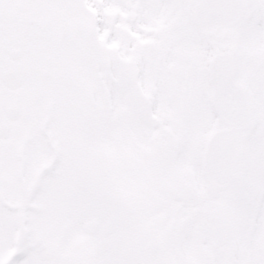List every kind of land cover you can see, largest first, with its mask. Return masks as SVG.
<instances>
[{
  "label": "snow or ice",
  "instance_id": "1",
  "mask_svg": "<svg viewBox=\"0 0 264 264\" xmlns=\"http://www.w3.org/2000/svg\"><path fill=\"white\" fill-rule=\"evenodd\" d=\"M0 264H264V0H0Z\"/></svg>",
  "mask_w": 264,
  "mask_h": 264
}]
</instances>
